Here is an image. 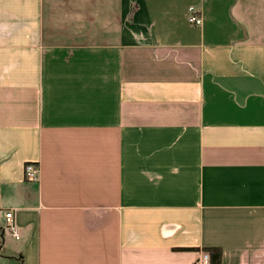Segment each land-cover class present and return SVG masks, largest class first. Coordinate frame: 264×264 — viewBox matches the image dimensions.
Masks as SVG:
<instances>
[{"label": "crops", "instance_id": "0c3cea01", "mask_svg": "<svg viewBox=\"0 0 264 264\" xmlns=\"http://www.w3.org/2000/svg\"><path fill=\"white\" fill-rule=\"evenodd\" d=\"M1 211L7 264H264V0H0Z\"/></svg>", "mask_w": 264, "mask_h": 264}, {"label": "built area", "instance_id": "2783aa9c", "mask_svg": "<svg viewBox=\"0 0 264 264\" xmlns=\"http://www.w3.org/2000/svg\"><path fill=\"white\" fill-rule=\"evenodd\" d=\"M188 22L196 26H200L202 24V18L197 13L195 7L189 8ZM38 176H39L38 167L34 166L33 164H28L26 166V178L31 181H36L38 179ZM5 217L7 220L8 228H11L13 230L14 228L12 224L13 214L11 212H8L6 213ZM13 235L14 237H16V239H19V236L16 233H13ZM196 264H211L210 253L208 251H203L201 257L196 262Z\"/></svg>", "mask_w": 264, "mask_h": 264}, {"label": "trees", "instance_id": "16d2710c", "mask_svg": "<svg viewBox=\"0 0 264 264\" xmlns=\"http://www.w3.org/2000/svg\"><path fill=\"white\" fill-rule=\"evenodd\" d=\"M205 250L209 251L212 264H221L222 250L220 248H205Z\"/></svg>", "mask_w": 264, "mask_h": 264}, {"label": "rangeland", "instance_id": "374dc122", "mask_svg": "<svg viewBox=\"0 0 264 264\" xmlns=\"http://www.w3.org/2000/svg\"><path fill=\"white\" fill-rule=\"evenodd\" d=\"M1 225H3V226L6 225L5 219H4V216H3V211L0 212V226ZM0 262H1V264H7V261L4 260V259H0Z\"/></svg>", "mask_w": 264, "mask_h": 264}]
</instances>
